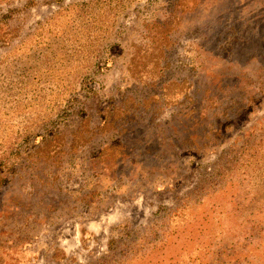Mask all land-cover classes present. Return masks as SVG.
Segmentation results:
<instances>
[{"label": "rangeland", "instance_id": "obj_1", "mask_svg": "<svg viewBox=\"0 0 264 264\" xmlns=\"http://www.w3.org/2000/svg\"><path fill=\"white\" fill-rule=\"evenodd\" d=\"M0 264H264V0H0Z\"/></svg>", "mask_w": 264, "mask_h": 264}]
</instances>
